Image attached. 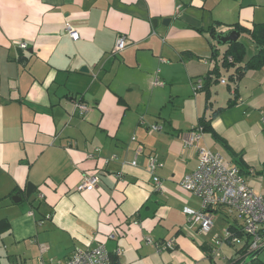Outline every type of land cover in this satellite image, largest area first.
<instances>
[{
  "label": "crops",
  "instance_id": "crops-1",
  "mask_svg": "<svg viewBox=\"0 0 264 264\" xmlns=\"http://www.w3.org/2000/svg\"><path fill=\"white\" fill-rule=\"evenodd\" d=\"M262 22L264 0H0V221L10 223L0 248L9 239L15 246L0 264L10 256L68 264L74 250L99 243L116 264H264V250L252 259L244 244L225 240L215 256V240L239 224L219 229L216 218L229 216L219 207L208 212L211 231H201L183 209L200 211L202 201L180 185L199 164L184 139L201 116L225 107L212 126L242 153L246 180L264 194L256 174L264 166V67L230 87L228 44L210 31ZM120 34L128 43L115 51ZM238 40L246 61L258 52L246 33ZM214 68L221 75L210 82L208 105L198 81ZM78 103L89 110L81 114ZM200 144L232 160L211 132L202 131ZM85 175L99 176L94 188H78ZM147 237L174 246L159 250Z\"/></svg>",
  "mask_w": 264,
  "mask_h": 264
},
{
  "label": "built area",
  "instance_id": "built-area-1",
  "mask_svg": "<svg viewBox=\"0 0 264 264\" xmlns=\"http://www.w3.org/2000/svg\"><path fill=\"white\" fill-rule=\"evenodd\" d=\"M66 30L73 39H78L79 32L69 23H66ZM128 38L124 34L118 35L115 44V51L126 48ZM20 46L24 49L28 47L26 42ZM226 83V78L222 79ZM203 83L198 81V87ZM81 114L89 110L86 103L77 104ZM154 129H161L156 124ZM203 128L196 126L184 139L186 147L194 146L197 148L199 156L198 166L187 173L180 182L186 191L198 196L202 201V210L196 211L191 207H184V212L188 214L192 221L199 223L201 231L209 233L215 221L213 216L208 213L211 209L222 207L231 215L235 214L239 224L238 230L231 227L226 230L222 239L215 240V247L212 253L219 255L218 247L224 240L232 244H244L245 255L264 247V194L258 193L246 180L240 168L224 153L214 151L200 144ZM137 165V160L132 162ZM159 165L156 158L152 157L149 163V171L154 174L155 182L160 185L161 179L155 174ZM99 181L97 175H85L79 189L94 188ZM112 236H114L112 234ZM146 241L155 243L159 250H165L174 246L173 240L155 242L147 237ZM68 264H115L110 252L104 243H99L95 247L87 249H76L68 260Z\"/></svg>",
  "mask_w": 264,
  "mask_h": 264
},
{
  "label": "trees",
  "instance_id": "trees-1",
  "mask_svg": "<svg viewBox=\"0 0 264 264\" xmlns=\"http://www.w3.org/2000/svg\"><path fill=\"white\" fill-rule=\"evenodd\" d=\"M236 29L241 33H246L249 38L258 46V52L253 55L247 61L245 60L246 56V46L240 41H234L228 43V48L226 49L223 55L224 65L228 67V69H233V71L229 74V83L230 87L234 86L237 89V84L241 81V79L245 76V74L249 70H258L264 67V22L256 23L253 28H245L240 26L239 24L234 25ZM202 30V29H200ZM210 31L213 37L216 38V34L218 33L214 27H210ZM219 48V44L214 42L213 44V57L217 55V51ZM186 57H193V54L190 52H186L184 54ZM220 71L217 68L212 69L208 75L205 77L207 80L203 85L207 90V104L211 103V92L209 89L210 82L212 79L217 81L220 78ZM227 81V79H226ZM202 87V88H203ZM230 104H233V100L230 101ZM225 107H219L215 110L214 115L211 117H206L205 115L201 116L197 126L203 128L204 131H209L213 134V136L220 141L223 145H225L232 156V161L240 168L243 175H247L250 173V166L245 162L242 153H236L227 143V141L221 137L212 126V118L215 114L221 112ZM256 174L264 175V166L262 169L256 171ZM10 229V223L8 220L0 221V232L4 230ZM113 258V257H112ZM114 260V258H113ZM115 262V260H114ZM116 264V263H115ZM236 264V263H233Z\"/></svg>",
  "mask_w": 264,
  "mask_h": 264
},
{
  "label": "rangeland",
  "instance_id": "rangeland-1",
  "mask_svg": "<svg viewBox=\"0 0 264 264\" xmlns=\"http://www.w3.org/2000/svg\"><path fill=\"white\" fill-rule=\"evenodd\" d=\"M215 221L217 222V226H219V229L221 228V230H222V228L223 229L224 228L226 229L230 225V223L231 224L232 223H235L236 225L243 223V220H239V222L237 224L235 214H231V215H229L228 217H225V218H221V217L216 218ZM16 244L20 245L18 248H20L21 246H23V243H21V244L20 243H16ZM6 245L8 247H5L4 244H3L2 247L0 248V253L1 254L6 253L7 251L11 252V251L15 250V246H10L11 245L10 239L8 240V242H7ZM9 247H10V250H8ZM237 247H240V245L238 244ZM260 257H261L262 260H264V251L261 253V256ZM6 260L9 262L8 264H23L21 262V259H19V257H16V256L7 257Z\"/></svg>",
  "mask_w": 264,
  "mask_h": 264
},
{
  "label": "water",
  "instance_id": "water-1",
  "mask_svg": "<svg viewBox=\"0 0 264 264\" xmlns=\"http://www.w3.org/2000/svg\"><path fill=\"white\" fill-rule=\"evenodd\" d=\"M166 20L168 21L169 18H167ZM239 36H240V32L237 29H231V30H228L226 32H218L216 34V38H217L218 42H221L223 44H228L230 42L237 41L239 39ZM27 196L28 197H32L33 199L35 197V195H34V185H32V183H29L28 184V187H27ZM14 199H16V198H14ZM263 250H264V247H262V248H260V249H258L256 251H254L253 253L247 254L246 256H250L252 259H254ZM240 264H246V261L241 262Z\"/></svg>",
  "mask_w": 264,
  "mask_h": 264
}]
</instances>
